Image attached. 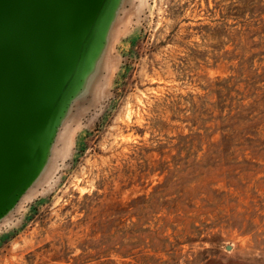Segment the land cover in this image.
<instances>
[{"label":"rangeland","instance_id":"1","mask_svg":"<svg viewBox=\"0 0 264 264\" xmlns=\"http://www.w3.org/2000/svg\"><path fill=\"white\" fill-rule=\"evenodd\" d=\"M114 11L0 264H264V0Z\"/></svg>","mask_w":264,"mask_h":264},{"label":"water","instance_id":"2","mask_svg":"<svg viewBox=\"0 0 264 264\" xmlns=\"http://www.w3.org/2000/svg\"><path fill=\"white\" fill-rule=\"evenodd\" d=\"M117 2L0 0V214L43 163L93 56L104 62Z\"/></svg>","mask_w":264,"mask_h":264},{"label":"crops","instance_id":"3","mask_svg":"<svg viewBox=\"0 0 264 264\" xmlns=\"http://www.w3.org/2000/svg\"><path fill=\"white\" fill-rule=\"evenodd\" d=\"M61 129H62V127H61ZM61 129H60L59 134H60L61 131H62ZM57 133H58V132H57ZM59 134H58V135L56 134V136H57V138H56V140H55L56 145H57V143L59 142V139H60V137H61V136H59Z\"/></svg>","mask_w":264,"mask_h":264}]
</instances>
